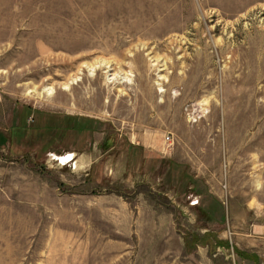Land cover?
Instances as JSON below:
<instances>
[{"label": "rangeland", "instance_id": "374dc122", "mask_svg": "<svg viewBox=\"0 0 264 264\" xmlns=\"http://www.w3.org/2000/svg\"><path fill=\"white\" fill-rule=\"evenodd\" d=\"M0 264H264V0H0Z\"/></svg>", "mask_w": 264, "mask_h": 264}, {"label": "trees", "instance_id": "16d2710c", "mask_svg": "<svg viewBox=\"0 0 264 264\" xmlns=\"http://www.w3.org/2000/svg\"><path fill=\"white\" fill-rule=\"evenodd\" d=\"M208 237H209V234L208 233L202 236V238H205V242L210 245L211 242L208 239ZM217 244L218 245H226L227 242L218 240ZM211 249L214 250L215 249V245H212L211 244ZM236 252H237V254L239 256H241L240 258H242V259H253L254 260L256 258V256L254 254H247V253H245L243 251H240V250H237V249H236Z\"/></svg>", "mask_w": 264, "mask_h": 264}, {"label": "bare ground", "instance_id": "6f19581e", "mask_svg": "<svg viewBox=\"0 0 264 264\" xmlns=\"http://www.w3.org/2000/svg\"><path fill=\"white\" fill-rule=\"evenodd\" d=\"M65 87H67V85H65ZM51 90V89H50Z\"/></svg>", "mask_w": 264, "mask_h": 264}]
</instances>
